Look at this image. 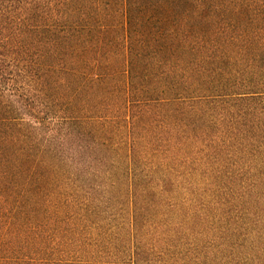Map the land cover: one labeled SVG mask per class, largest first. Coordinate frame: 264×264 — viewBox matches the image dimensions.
Segmentation results:
<instances>
[{"label":"trees","instance_id":"trees-1","mask_svg":"<svg viewBox=\"0 0 264 264\" xmlns=\"http://www.w3.org/2000/svg\"><path fill=\"white\" fill-rule=\"evenodd\" d=\"M0 264H264V0H0Z\"/></svg>","mask_w":264,"mask_h":264}]
</instances>
